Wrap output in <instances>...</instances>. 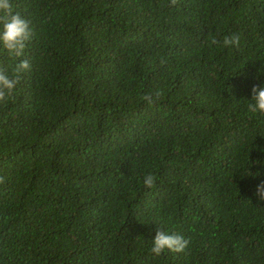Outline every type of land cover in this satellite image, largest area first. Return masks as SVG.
Wrapping results in <instances>:
<instances>
[{
    "label": "trees",
    "instance_id": "obj_1",
    "mask_svg": "<svg viewBox=\"0 0 264 264\" xmlns=\"http://www.w3.org/2000/svg\"><path fill=\"white\" fill-rule=\"evenodd\" d=\"M11 3L33 38L0 46L9 75L31 65L0 105V264H264V115L247 109L264 0ZM158 230L188 247L156 256Z\"/></svg>",
    "mask_w": 264,
    "mask_h": 264
},
{
    "label": "clouds",
    "instance_id": "obj_2",
    "mask_svg": "<svg viewBox=\"0 0 264 264\" xmlns=\"http://www.w3.org/2000/svg\"><path fill=\"white\" fill-rule=\"evenodd\" d=\"M178 0H171L172 5H176ZM33 38V31L27 19L23 18L19 12H14L11 0H0V46L7 51L9 56L22 57L24 55L27 44ZM214 44L221 43L216 40ZM241 45V35L233 33L225 36L222 41L223 47L239 48ZM31 70L28 60H21L13 68L12 75H9L7 69L0 68V105L6 106L8 101L13 97L16 87L20 80V75ZM160 92H156L155 96L148 94L143 97L144 101L149 105L156 103L160 99ZM247 100V99H246ZM248 112L253 115H264V85L253 86L251 88V99L247 100ZM256 163H259L257 161ZM248 168V176L254 179L258 178L261 173H252ZM3 177L0 176V183H3ZM155 176L148 174L144 177V186L146 188L155 187ZM255 195L258 197L259 203H264V180L256 185ZM189 245V240L177 233H168L166 231H157L153 241L151 252L156 256L161 255L165 251L173 253H183Z\"/></svg>",
    "mask_w": 264,
    "mask_h": 264
}]
</instances>
